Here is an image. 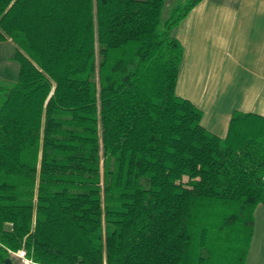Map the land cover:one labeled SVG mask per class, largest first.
I'll return each mask as SVG.
<instances>
[{
  "label": "trees",
  "instance_id": "trees-1",
  "mask_svg": "<svg viewBox=\"0 0 264 264\" xmlns=\"http://www.w3.org/2000/svg\"><path fill=\"white\" fill-rule=\"evenodd\" d=\"M201 0H0V264H245L264 204V117L225 138L176 95ZM186 178V181H184Z\"/></svg>",
  "mask_w": 264,
  "mask_h": 264
},
{
  "label": "crops",
  "instance_id": "crops-1",
  "mask_svg": "<svg viewBox=\"0 0 264 264\" xmlns=\"http://www.w3.org/2000/svg\"><path fill=\"white\" fill-rule=\"evenodd\" d=\"M175 37L183 48L175 93L201 110L203 128L225 138L233 112L264 117V0H201ZM3 43L13 59L15 44Z\"/></svg>",
  "mask_w": 264,
  "mask_h": 264
},
{
  "label": "rangeland",
  "instance_id": "rangeland-1",
  "mask_svg": "<svg viewBox=\"0 0 264 264\" xmlns=\"http://www.w3.org/2000/svg\"><path fill=\"white\" fill-rule=\"evenodd\" d=\"M172 3L173 0H165L163 17H167ZM1 46H3L4 50H0V83L10 82L17 77L18 63L14 59L9 60L10 58H8V48H10V45L7 43H3L1 44ZM15 51L16 50H14V54ZM184 181H186V178H184ZM254 218V234L251 240V245L245 264H264V204H260L257 206L254 212ZM25 259L29 260L25 257V255L24 257H20L14 253L12 254L11 258L13 264H26V262L24 261ZM30 264H32V262Z\"/></svg>",
  "mask_w": 264,
  "mask_h": 264
},
{
  "label": "built area",
  "instance_id": "built-area-1",
  "mask_svg": "<svg viewBox=\"0 0 264 264\" xmlns=\"http://www.w3.org/2000/svg\"><path fill=\"white\" fill-rule=\"evenodd\" d=\"M14 254H17V255L20 256V257H24V255H25L24 251H20V252H18V253H14ZM24 261L26 262V264H27V263H29V264L31 263L29 260H26V259H25Z\"/></svg>",
  "mask_w": 264,
  "mask_h": 264
},
{
  "label": "water",
  "instance_id": "water-1",
  "mask_svg": "<svg viewBox=\"0 0 264 264\" xmlns=\"http://www.w3.org/2000/svg\"><path fill=\"white\" fill-rule=\"evenodd\" d=\"M6 263H7V264H10V261H9V260H6Z\"/></svg>",
  "mask_w": 264,
  "mask_h": 264
}]
</instances>
